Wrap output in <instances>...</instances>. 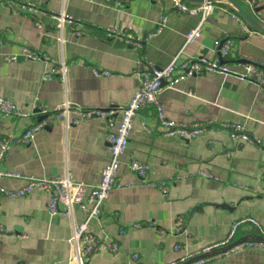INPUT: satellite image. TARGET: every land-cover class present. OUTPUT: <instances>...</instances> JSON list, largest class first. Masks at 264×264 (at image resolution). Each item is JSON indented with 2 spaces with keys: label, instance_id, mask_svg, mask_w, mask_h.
I'll use <instances>...</instances> for the list:
<instances>
[{
  "label": "crops",
  "instance_id": "obj_1",
  "mask_svg": "<svg viewBox=\"0 0 264 264\" xmlns=\"http://www.w3.org/2000/svg\"><path fill=\"white\" fill-rule=\"evenodd\" d=\"M32 1L48 11L62 9L74 16L81 34L76 35L68 24L58 29L49 16L38 27L30 13L0 1V97L32 112L28 117L0 112V137L19 135L37 120L39 103L50 109L65 101L81 107L125 104L139 86L143 58L163 66L178 51L179 59L211 57L215 40L232 35L236 38L234 57L264 60V35L246 36L231 16L237 10L229 0H212L214 6L201 24L200 36L185 44V32L197 25L199 15L179 11L171 0H120V6L105 0ZM185 1L189 5L201 2ZM237 1L261 22L264 0ZM163 15L166 18L160 29L146 37L141 48L118 36L130 31L144 37L156 29ZM107 27L117 34L108 35ZM23 47L42 56L29 58ZM9 55L13 58L7 59ZM62 61L64 78L57 74L42 78L44 69ZM227 61L241 70L236 61ZM89 65L109 73L94 74ZM157 99L169 118L211 123L183 139L159 131L152 103L134 116L117 171L129 184L110 189L99 215L88 224L99 238L117 241L118 248H100L85 257L86 264L124 263L134 252L146 264L193 254L203 245L222 240L230 223L242 215L256 217L264 227V89L246 77L197 73L162 88ZM142 121L150 130L143 128ZM223 121L242 123L261 143L232 139L226 128L217 127ZM103 124L98 117L68 127L52 121L36 131L30 142L12 144L0 160V168L34 176H52L67 169L73 180L96 183L110 153ZM132 158L149 164L150 179L178 177L163 193L137 179L128 166ZM23 182V178L0 177V184L6 187ZM47 197L41 189L22 196L0 192V264H75L70 259V236L73 222L82 221L85 212L74 207L72 215L50 213ZM179 216L183 217L182 229H178ZM255 231L254 227H241L236 239ZM206 264H264V249L242 248Z\"/></svg>",
  "mask_w": 264,
  "mask_h": 264
},
{
  "label": "built area",
  "instance_id": "obj_2",
  "mask_svg": "<svg viewBox=\"0 0 264 264\" xmlns=\"http://www.w3.org/2000/svg\"><path fill=\"white\" fill-rule=\"evenodd\" d=\"M7 2L10 7L19 6L24 11L33 16L34 24L38 27L42 26V18L49 16L55 21V26L61 28L68 24L76 35L81 34V30L76 28L78 20L64 10L48 11L37 5L32 0L24 2H16L12 0H0ZM115 6H120V0H105ZM253 2V0H248ZM172 7L179 11L198 14L199 21L196 26L188 29L185 32L184 44L195 40L201 34V24L206 21L207 17L213 9L212 0H202L201 2L189 5L185 0H171ZM252 4V3H251ZM231 16L236 19L243 33L246 36L253 34L264 35V32L252 27L237 11H233ZM163 15L156 26V29L148 32L144 37H136L130 31H125L118 34L119 37L127 44L141 48L144 39L153 35L158 31L165 21ZM260 23L264 24V17L259 16ZM108 35H116L113 28H106ZM2 34L0 32V43L2 42ZM236 45V38L232 35H225L217 38L214 44V51L211 57L199 55L195 57H185L179 59L178 51L168 63L163 66L154 65L147 58L142 59V67L140 71L139 86L133 91L125 104L110 105L107 107H81L72 106L67 101L61 106L50 109L46 105L39 103L37 113L40 117L25 126L19 135H3L0 137V160L6 155L8 149L14 143H28L34 133L45 124L52 121H60L65 127L75 125L84 118L98 117L103 120L105 128L104 139L109 144V158L100 172L99 181L96 183H86L83 181L73 180L70 178V173L65 169L61 173L52 176H34L23 174L18 171L1 169L0 177H17L23 178V184L17 187H6L0 184V192L7 196H22L30 194L34 189H41L48 195L47 209L50 213L62 212L67 215H72L74 207H79L85 212V218L79 222H73L70 241L73 250L70 254V259L75 264H86L85 257L90 253L106 248L115 251L118 248L117 241H107L99 238L89 228V221L95 218L100 213V207L107 197L110 189L114 187H122L129 182H124L118 176V168L122 154L127 147L129 135L132 129L134 116L144 108L148 103L155 105V115L157 119V127L159 131L165 135H178L183 139L198 134L209 126L211 121H182L169 118L165 115L161 102L157 99L159 93L164 87H173L181 80L195 75L197 73H222L232 74L240 77H246L254 82L259 89H264V60L250 59L242 56H233V48ZM24 53L29 58H37L42 54L29 47H23ZM47 59V56H43ZM13 56H8L7 59H12ZM231 58L236 61V65L241 67L238 71L233 69L227 59ZM90 66V65H89ZM91 67V66H90ZM94 74H108V70H100L96 67H91ZM66 65L62 61L59 65H52L44 69L42 78L50 77L51 75L65 76ZM0 112L6 116L13 117H28L32 112L19 108L11 99L0 97ZM142 126L146 130H150L149 126L142 121ZM217 127H224L228 130L229 136L232 139L246 141L253 144H260V137L253 132H249L240 122H220ZM129 169L134 173L137 179L149 186L158 188L161 192L166 193L170 184L178 177L172 176L167 179L153 180L148 177L149 164L137 159H130L128 162ZM201 173L208 176L204 170ZM183 217H178V229H182L181 223ZM134 226H139L141 223H134ZM241 227H254L255 232L247 235L244 238L236 240V234ZM3 227L0 225V232ZM178 245L174 248L178 249ZM246 247H256L264 249V227L260 221L252 215H242L234 219L229 227L226 236L215 243L203 245L200 250L193 254H184L179 258L160 261L149 264H206L207 262L216 259L222 255H226L232 251H236ZM16 264H24L18 262ZM115 264H146L140 261L139 254L134 252L130 258L124 263Z\"/></svg>",
  "mask_w": 264,
  "mask_h": 264
},
{
  "label": "water",
  "instance_id": "obj_3",
  "mask_svg": "<svg viewBox=\"0 0 264 264\" xmlns=\"http://www.w3.org/2000/svg\"><path fill=\"white\" fill-rule=\"evenodd\" d=\"M202 1V0H201ZM231 1V3L233 4V6L235 7V9L237 10L238 13H240V15L255 29L261 30L264 32V24L260 23L254 16H252L250 13H248V11L242 7L237 0H229ZM236 239L234 240V242L240 240Z\"/></svg>",
  "mask_w": 264,
  "mask_h": 264
}]
</instances>
